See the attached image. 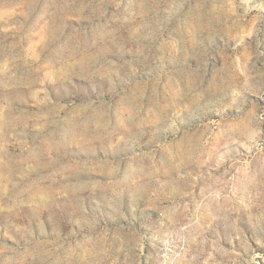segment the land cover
Masks as SVG:
<instances>
[{"label": "rangeland", "instance_id": "1", "mask_svg": "<svg viewBox=\"0 0 264 264\" xmlns=\"http://www.w3.org/2000/svg\"><path fill=\"white\" fill-rule=\"evenodd\" d=\"M0 264H264V0H0Z\"/></svg>", "mask_w": 264, "mask_h": 264}]
</instances>
